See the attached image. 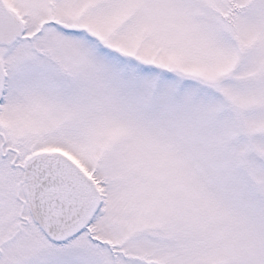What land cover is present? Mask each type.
<instances>
[{"label": "rangeland", "instance_id": "1", "mask_svg": "<svg viewBox=\"0 0 264 264\" xmlns=\"http://www.w3.org/2000/svg\"><path fill=\"white\" fill-rule=\"evenodd\" d=\"M6 5L26 151L67 154L103 202L67 242L9 226L27 196L7 163L0 264H264V0Z\"/></svg>", "mask_w": 264, "mask_h": 264}, {"label": "water", "instance_id": "2", "mask_svg": "<svg viewBox=\"0 0 264 264\" xmlns=\"http://www.w3.org/2000/svg\"><path fill=\"white\" fill-rule=\"evenodd\" d=\"M23 32V25L0 0V43L12 45ZM4 81L0 62V99ZM23 168L35 218L47 236L63 243L80 234L101 206V191L94 179L60 151L37 152Z\"/></svg>", "mask_w": 264, "mask_h": 264}, {"label": "flooded vegetation", "instance_id": "3", "mask_svg": "<svg viewBox=\"0 0 264 264\" xmlns=\"http://www.w3.org/2000/svg\"><path fill=\"white\" fill-rule=\"evenodd\" d=\"M3 1L6 4V0ZM25 32H26V27H25ZM1 45L7 46V48L9 47L8 45H4V44ZM6 57H7V51H4L3 55H1L0 57V62L2 63L4 76H5L4 87L0 99V181L5 177V172H6L5 166L8 163L10 167H14L16 169V172L19 173V177L21 178L20 185L21 187L26 188L27 199L23 200L22 197L18 195L17 199L22 203L19 209L17 207H14V205H11L10 200L6 201L5 204L2 206L3 212L1 213V215L4 216L5 220H7L8 222L7 225L9 226L10 225L15 226L14 220L13 222L8 221L13 219V216H16V218L18 219L17 225L20 226V228L24 226H28L32 223L31 216H33L34 218L33 224L39 226L31 205L29 186L25 181V171L23 168L25 162L31 155H33L38 151H41V150L32 151V152L26 151L27 150L25 147L26 143L23 140L24 133L25 134L34 133V131L37 128L32 123L33 119L32 122H26L27 125L23 123L22 125L18 126L16 123V120H18L19 117H21L22 115L20 109L19 110L14 109L16 102L20 101V99L23 98V89L20 86V84L18 85V83L16 82L17 74H19L20 71V69H18L20 64L12 63V62L9 63L8 61H4V58ZM27 116L28 115L25 114L24 118L28 119ZM93 179L100 188L97 180L95 178ZM102 202H103V196H102ZM27 210L28 213H26ZM88 227L89 226H87V228Z\"/></svg>", "mask_w": 264, "mask_h": 264}]
</instances>
